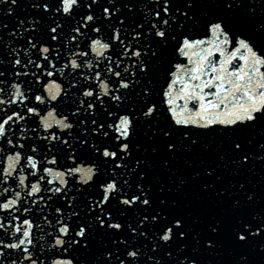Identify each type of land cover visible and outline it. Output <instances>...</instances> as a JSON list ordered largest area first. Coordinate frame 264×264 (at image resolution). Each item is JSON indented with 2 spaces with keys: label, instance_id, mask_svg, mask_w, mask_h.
Returning <instances> with one entry per match:
<instances>
[{
  "label": "snow or ice",
  "instance_id": "6c2138e0",
  "mask_svg": "<svg viewBox=\"0 0 264 264\" xmlns=\"http://www.w3.org/2000/svg\"><path fill=\"white\" fill-rule=\"evenodd\" d=\"M0 4V264H264V0Z\"/></svg>",
  "mask_w": 264,
  "mask_h": 264
},
{
  "label": "water",
  "instance_id": "95a60500",
  "mask_svg": "<svg viewBox=\"0 0 264 264\" xmlns=\"http://www.w3.org/2000/svg\"><path fill=\"white\" fill-rule=\"evenodd\" d=\"M0 7H2V4H0ZM4 17L2 15H0V20H3ZM9 21H11V18H9ZM46 227V226H45ZM39 233L37 232L36 235H38Z\"/></svg>",
  "mask_w": 264,
  "mask_h": 264
}]
</instances>
